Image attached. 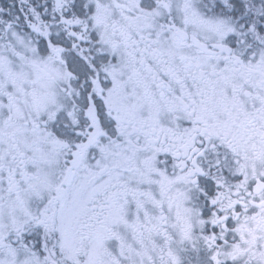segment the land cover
<instances>
[{
	"label": "snow or ice",
	"instance_id": "1",
	"mask_svg": "<svg viewBox=\"0 0 264 264\" xmlns=\"http://www.w3.org/2000/svg\"><path fill=\"white\" fill-rule=\"evenodd\" d=\"M0 264H264V0H0Z\"/></svg>",
	"mask_w": 264,
	"mask_h": 264
}]
</instances>
